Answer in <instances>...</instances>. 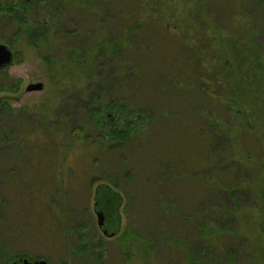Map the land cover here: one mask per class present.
<instances>
[{
	"label": "rangeland",
	"instance_id": "374dc122",
	"mask_svg": "<svg viewBox=\"0 0 264 264\" xmlns=\"http://www.w3.org/2000/svg\"><path fill=\"white\" fill-rule=\"evenodd\" d=\"M150 1L140 6L142 16L147 13ZM220 1L235 10L234 0ZM82 2L86 0H44L41 5L31 2L27 11H21L20 7L16 15L23 17L25 24L49 21L59 24V29H78L81 23L94 27L89 26L92 19H80ZM96 2L92 5L100 7L110 28L116 26L114 14L127 5L130 6L127 11L135 12L129 17L130 23L136 21L138 12L132 11L133 0H111L108 5L102 0ZM240 3L243 12L256 13L259 29H264V0H240ZM188 7L179 4V15ZM221 11L219 6H211L208 14L224 22ZM19 23L16 17L0 14V43L10 47L14 54L12 64L0 70V81L20 80L17 92L0 91V103H8L16 113L15 120L10 114L4 115L2 123L15 132V125L19 129L37 127L35 115L47 117L57 135L52 140L43 138L35 143L32 140L35 132L29 133L27 141L35 144L26 156L28 162L22 159L19 163H7L8 159L16 158L11 156L18 155L5 151L0 155V161L4 160L0 165V264H8L18 254L46 260L47 264H148L151 259V264H170L182 255L165 239L167 227H171L172 233L181 231L184 225L181 218L187 223L195 220L198 207L206 199L213 204L225 200L229 209L226 217L218 213L221 220L218 225L222 224L224 230L219 243L224 255L217 252V259L223 264H229V258L232 264H264V145L259 138L244 131L237 134V141L231 142L224 123L223 128L206 126L207 118L197 115L195 103L187 100L191 92L161 99L152 97L143 87L146 84L139 88L128 78V87L123 90L119 82L111 85L108 78L105 83L108 93L106 89L101 97L106 100L110 96L131 111L146 115L145 121L142 117L134 119L137 127L124 146L108 148L111 142L103 143L96 137L85 101L101 92L104 78L102 83L78 75H65L66 81L56 79V75L64 72L63 64L50 72L43 51L23 39L12 38ZM146 27L166 26L159 22L154 26L148 23ZM183 28L179 23L178 29ZM54 53L49 57L58 58ZM156 63L147 61L145 65L151 74ZM37 82L42 83V90H26L27 85ZM117 83L121 86L119 90L112 87ZM198 97L196 100L194 96L193 101L207 106L205 98ZM147 107H151L149 111L145 110ZM33 108L40 111L29 115ZM22 143L21 139L17 146ZM101 143L107 148L101 147ZM220 160L234 161L238 179L220 168ZM23 170L32 178H23ZM11 177H16L15 182ZM238 180L240 185H236ZM109 187L120 193L122 217L116 235L105 237L97 226L93 204L95 189ZM231 189L233 200H226L224 197ZM125 228L132 237L128 239L130 248L124 249L118 239ZM149 244L153 247L144 262L143 254L147 256ZM84 245L88 250L82 248Z\"/></svg>",
	"mask_w": 264,
	"mask_h": 264
},
{
	"label": "trees",
	"instance_id": "16d2710c",
	"mask_svg": "<svg viewBox=\"0 0 264 264\" xmlns=\"http://www.w3.org/2000/svg\"><path fill=\"white\" fill-rule=\"evenodd\" d=\"M43 1L0 0V14L5 13L20 21L12 33V38L23 39L36 50L43 51V59L48 64L50 72L59 63L63 64L64 72L56 75V79L66 81L68 79H65V75L68 77L78 75L82 79L92 77L101 82V78H104L105 81L101 82L103 88L99 90L101 92H96L92 98L85 101L86 114L96 129V137L103 143L111 142L108 143V148L124 146L137 127L134 119L139 117H142V121L146 119V115L131 111L110 96L106 100L104 96L101 97L103 93H108L109 87L105 84L108 78L112 81L111 85L115 82L122 85L121 87L117 83L116 86H112L115 90H119V86L121 89L124 86L128 87L129 78L128 82L129 80L134 82L139 88L146 84L143 87L152 97L161 99L166 96L180 97L191 92L187 100L195 103L193 108L197 115L203 114L207 118L206 126L223 128L224 123L227 127L225 130L227 139L231 142L237 141V134L246 131L254 134L264 145V29H259L260 24L255 12L248 14L240 9L242 7L240 0H234L235 10H230L228 5L220 0H151L147 13L143 16L139 8L146 0H133L135 3L133 7L131 6L132 11L136 9L138 12L136 21L130 23L129 17L135 12L127 11V8H130L127 5L128 7L124 6L114 14L117 18L114 28L109 27V22L102 16L100 7L93 6L97 4L96 0H86L85 3L82 2L84 6L80 19H92L89 26L94 27H84L81 23L78 29H59V24L49 21L38 24L22 23L25 19L16 15L17 10L21 7V11L25 12L29 3L41 5ZM102 1L108 5L111 0ZM179 4L183 7L189 6L181 16L177 10ZM211 6L221 8L225 17L224 22H219L217 18L208 14ZM168 7H171L170 10H167ZM146 17H149L148 21ZM159 22L166 27L161 29L146 27L148 23L154 26ZM179 23H182L183 29H178ZM9 46H12V43ZM75 52L77 53L74 54ZM50 53L56 54L58 58L49 57ZM68 60L69 62L64 64ZM147 61L158 62L152 74L145 66ZM98 65L103 66L99 68ZM19 87V79L0 81V91L17 92ZM194 96L196 100L198 96L205 98L207 106L202 107L197 101H193ZM150 108L147 107L145 110L149 111ZM162 109L165 114V106ZM35 111L40 110L33 108L31 112H27L31 115ZM8 114L13 119L16 117L8 103H0V155L3 154L2 151L18 155L11 156L16 158L8 159L7 163H19L22 159L23 162L27 161L26 156L38 139L52 140L57 135L50 125V120L37 115H35L37 127L19 129L18 125H15L16 121L15 132H10L7 129L10 126L2 123L4 115ZM82 128L80 133L83 135ZM31 132H35L32 138L35 139V143L27 141ZM21 139L23 143L17 146ZM103 143L100 146L107 148ZM3 162L4 160H1L0 165ZM220 162L222 170H228L238 179L232 164L234 161ZM21 172L25 174L23 178H32L26 176V170ZM11 180L15 182L16 177ZM239 180L236 185L241 184ZM30 186L31 184L27 190ZM207 190H210L209 187ZM231 194L232 189L224 198L232 201ZM211 204L212 200L206 199L205 203L198 207L199 215L191 223L180 217L184 225L178 233H172L171 227H167L165 239L172 242V247H177L176 250L179 249L182 255L177 261L169 262L170 264H215V260L218 261L216 264H223L217 259V252L218 254L219 251L222 252L219 243L224 232L222 224L218 225L221 221L218 213L226 217L229 209L225 205V200H216L212 205L214 213ZM130 236L132 237L127 228L119 236L118 242L124 249L130 248L128 241ZM137 243L140 244L141 241ZM259 244L261 246L263 242ZM148 247L147 256L143 254L144 258L142 257L144 262L147 261L153 244H149ZM82 248L88 250L86 245ZM124 251L125 254L128 253V250ZM174 251L170 252L172 256ZM102 256L101 251L98 257ZM229 259V264H232V258ZM152 261L153 259L149 260V263Z\"/></svg>",
	"mask_w": 264,
	"mask_h": 264
},
{
	"label": "flooded vegetation",
	"instance_id": "af4514ba",
	"mask_svg": "<svg viewBox=\"0 0 264 264\" xmlns=\"http://www.w3.org/2000/svg\"><path fill=\"white\" fill-rule=\"evenodd\" d=\"M93 212H102L104 218V224L99 230L105 229L107 234H103L105 237H112L116 235V229L121 221V197L120 193L112 188H98L94 193ZM97 218V217H96ZM27 260V264H34V262L40 259H31L30 257H24L23 255H15L9 262L16 261L18 264H24Z\"/></svg>",
	"mask_w": 264,
	"mask_h": 264
},
{
	"label": "water",
	"instance_id": "95a60500",
	"mask_svg": "<svg viewBox=\"0 0 264 264\" xmlns=\"http://www.w3.org/2000/svg\"><path fill=\"white\" fill-rule=\"evenodd\" d=\"M12 62H13L12 50L6 44L0 43V70L11 65ZM42 87H43L42 83L37 82V83L27 85L26 90L27 91H40L42 90ZM96 217H97V226L99 228H102L104 224V218H103L102 212H96ZM102 233L107 234L105 229L102 230ZM8 264H18V263L16 261H13V262H9ZM24 264H27V260L24 261ZM34 264H47V262L46 260H38L34 262Z\"/></svg>",
	"mask_w": 264,
	"mask_h": 264
}]
</instances>
